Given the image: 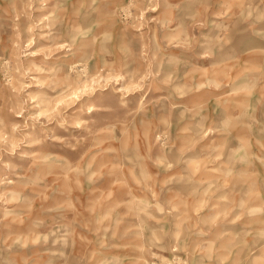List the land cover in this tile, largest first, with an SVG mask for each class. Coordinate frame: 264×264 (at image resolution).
I'll list each match as a JSON object with an SVG mask.
<instances>
[{"label": "rangeland", "instance_id": "1", "mask_svg": "<svg viewBox=\"0 0 264 264\" xmlns=\"http://www.w3.org/2000/svg\"><path fill=\"white\" fill-rule=\"evenodd\" d=\"M0 264H264V0H0Z\"/></svg>", "mask_w": 264, "mask_h": 264}]
</instances>
